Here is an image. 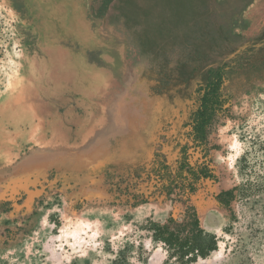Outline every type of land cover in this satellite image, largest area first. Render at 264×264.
Returning a JSON list of instances; mask_svg holds the SVG:
<instances>
[{
  "label": "rangeland",
  "instance_id": "rangeland-1",
  "mask_svg": "<svg viewBox=\"0 0 264 264\" xmlns=\"http://www.w3.org/2000/svg\"><path fill=\"white\" fill-rule=\"evenodd\" d=\"M191 210L186 264H264V0H0V264H185Z\"/></svg>",
  "mask_w": 264,
  "mask_h": 264
},
{
  "label": "trees",
  "instance_id": "trees-1",
  "mask_svg": "<svg viewBox=\"0 0 264 264\" xmlns=\"http://www.w3.org/2000/svg\"><path fill=\"white\" fill-rule=\"evenodd\" d=\"M211 77L207 79L204 85L198 87L202 90L198 107L194 111L191 122L192 136L195 141H204L206 139V128L211 123L214 114L223 103L220 95V87L222 83L223 72L221 67L216 70H210ZM183 164L181 165V167ZM190 170V174L194 178L210 177L211 174L204 168L199 171ZM219 195V194H218ZM216 195V198L217 196ZM226 196L228 204L233 198V189L225 190L220 193V196ZM219 203L221 201L218 198ZM191 221L189 231L182 233L185 228L178 226V229H173L169 226L171 215L165 224H154L152 238L154 240H162L168 247L172 248L177 254V257L186 263L196 261L198 257H206L212 250L217 247L216 235L205 232L199 224V219L196 213L191 210ZM184 226V224L182 225ZM185 227V226H184ZM172 254V253H171Z\"/></svg>",
  "mask_w": 264,
  "mask_h": 264
},
{
  "label": "bare ground",
  "instance_id": "bare-ground-1",
  "mask_svg": "<svg viewBox=\"0 0 264 264\" xmlns=\"http://www.w3.org/2000/svg\"><path fill=\"white\" fill-rule=\"evenodd\" d=\"M37 124H39V121H38V123ZM44 132H46V131H44ZM53 136H55V134H56V131H53ZM45 135V134H44ZM57 135V134H56ZM58 136V135H57ZM53 139V138H52ZM56 141V140H55ZM49 147V146H48ZM57 150V149H56ZM24 186V185H23ZM216 253V252H215Z\"/></svg>",
  "mask_w": 264,
  "mask_h": 264
},
{
  "label": "crops",
  "instance_id": "crops-1",
  "mask_svg": "<svg viewBox=\"0 0 264 264\" xmlns=\"http://www.w3.org/2000/svg\"><path fill=\"white\" fill-rule=\"evenodd\" d=\"M219 203V202H218Z\"/></svg>",
  "mask_w": 264,
  "mask_h": 264
}]
</instances>
